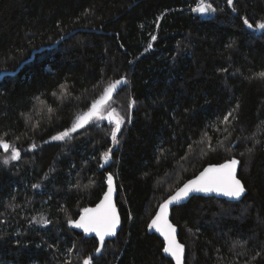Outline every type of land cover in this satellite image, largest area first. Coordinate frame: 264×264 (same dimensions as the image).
<instances>
[{
	"label": "trees",
	"instance_id": "16d2710c",
	"mask_svg": "<svg viewBox=\"0 0 264 264\" xmlns=\"http://www.w3.org/2000/svg\"><path fill=\"white\" fill-rule=\"evenodd\" d=\"M199 1L0 0V139L21 154L4 164L0 149V264H174L151 219L233 157L241 200L172 210L184 264H264V30L243 23L264 21V0H204L217 9L205 18ZM121 76L118 143L107 119L52 139ZM109 172L121 222L97 253L95 233L69 221L101 201Z\"/></svg>",
	"mask_w": 264,
	"mask_h": 264
},
{
	"label": "snow or ice",
	"instance_id": "6c2138e0",
	"mask_svg": "<svg viewBox=\"0 0 264 264\" xmlns=\"http://www.w3.org/2000/svg\"><path fill=\"white\" fill-rule=\"evenodd\" d=\"M227 3L229 5H234V0H227ZM192 10L201 14L215 13L217 11L212 4L205 3L204 0H200V3ZM233 10L235 9L233 8ZM243 23L249 29L255 27L258 30H264V21L257 22L254 26L253 23L249 22L245 17L243 18ZM152 39H155V37H152ZM260 75L264 77V73H261ZM122 82L123 81L117 80L110 83L99 99L92 102L91 108L86 113L77 117L76 122L72 125L70 130L64 131L57 136H53L52 139L64 140L66 137H70L71 132H75L78 128L84 127L85 124L93 119H107L115 125L110 135L112 141L118 143L117 133L120 132L125 117L119 115L114 108L109 110V102L112 100L113 92ZM132 104H135V101H132ZM105 112H107V116L104 115ZM229 117H232V112H229L224 117L223 122L227 123ZM0 147L5 151H9L11 148V146L2 139H0ZM33 147H35V145H33ZM208 147H211L210 143L208 144ZM20 158V151L11 148V156L4 159L3 163L8 164L10 160H19ZM108 158L109 152H105V161H107ZM239 163V160L232 158L223 164L210 165L205 168L199 176L188 181L182 188L176 191L175 195L169 197L160 205L159 212L149 224V228L157 230L164 236L166 246L163 248V251L174 257L176 264H182L184 245L177 241L176 228L168 220L169 206L174 202L178 203L193 191L205 193L218 192L228 197L240 198L245 192V187L241 180L237 178V165ZM108 183V191L104 194L103 200H101L95 208H84L83 215L80 216L79 220L69 221L70 224L76 228L82 229L86 234L95 233L99 239V247L96 248L97 253L102 250L106 237L116 235V230L121 222L120 215L113 203L114 188L112 186L111 175L108 176ZM35 187H39V185H36ZM44 222L47 223L46 220ZM84 264H92V258L89 257L84 261Z\"/></svg>",
	"mask_w": 264,
	"mask_h": 264
},
{
	"label": "water",
	"instance_id": "95a60500",
	"mask_svg": "<svg viewBox=\"0 0 264 264\" xmlns=\"http://www.w3.org/2000/svg\"><path fill=\"white\" fill-rule=\"evenodd\" d=\"M196 15H199V16H201V17H209V16H212L214 13H207V14H201V13H198V12H194ZM259 31H261V30H258V32ZM117 80H120V81H123L120 85H118L117 86V88L115 89V91L113 92V97H112V100L109 102V104L115 99V97H116V95L126 86V84L128 83V80H127V77L126 76H121V77H119V78H117L116 80H114L113 82H115V81H117ZM112 83V82H111ZM108 87V85L106 86V88ZM105 90V89H104ZM104 90H103V92H104ZM103 92L99 95V96H97L96 98H94L89 104H88V106H86V108L85 109H83L81 112H79L78 113V115H77V117L78 116H80V115H82V114H84V113H86L90 108H91V105H92V102L94 101V100H96V99H99V97L103 94ZM109 110H111V109H109ZM105 116H107V112H106V114H105ZM93 120H95V119H93ZM93 120H91V121H89L88 123H90V122H92ZM87 123V124H88ZM118 134V133H117ZM7 142V141H6ZM8 143V142H7ZM9 144V143H8ZM0 149H3L2 147H0ZM4 150V149H3ZM233 158H235V159H237V160H239L237 157H233ZM232 159V158H231ZM230 160V159H229ZM112 161V157H111V155H109V158L107 159V161H105V159H104V157H103V163H102V168H105L110 162ZM226 161H228V160H226ZM226 161H224V162H221V163H211V164H208V165H206L204 168H202L195 176H193L192 178H190V179H188V180H186L181 186H179L171 195H169L166 199H168L169 197H171V196H173V195H175V193H176V191L178 190V189H180V188H182L188 181H190V180H193V179H195L197 176H199V174L205 169V168H207V167H209L210 165H218V164H223V163H225ZM240 161V160H239ZM239 168H240V163L237 165V178L238 179H240L241 180V178L239 177ZM109 175H111L112 176V186H113V188H114V191H113V203L115 204V206H116V190H115V186H114V178H113V175L111 174V173H107V191H108V188H109V183H108V176ZM241 182L243 183V181L241 180ZM244 184V183H243ZM244 187H245V185H244ZM106 191V192H107ZM245 193H246V187H245V192H244V194L240 197V198H233V197H228V196H225V195H223L222 193H218V192H209V193H205V192H197V191H193V192H190L189 194H188V196L187 197H184L182 200H180L178 203L177 202H174L172 205H170L169 206V212H168V220H169V222L176 228V239H177V241L179 242V243H181V244H183L181 241H180V239H179V229H178V227H177V225L172 221V218H171V214H172V210L176 207V206H179V205H183V204H185L186 202H188L190 199H191V197H193V196H196V195H200V196H214V197H220V198H224V199H227V200H232V201H239V200H241L243 197H244V195H245ZM103 198H104V196H103ZM103 198L101 199V200H103ZM165 199V200H166ZM164 200V201H165ZM164 201L161 203V204H163L164 203ZM101 202V201H100ZM99 202V203H100ZM98 203V204H99ZM97 204V205H98ZM160 204V205H161ZM160 205H159V207H158V209H157V211H156V213L154 214V216H153V218L151 219V221L155 218V216H156V214L159 212V209H160ZM96 207V205L94 206V207H92V208H95ZM117 209V208H116ZM81 215H83V213L81 214ZM151 221H150V223H151ZM149 230L151 231V232H155L159 237H161V239L163 240V242H164V247L166 246V241H165V239H164V236L163 235H161V233L160 232H158L157 230H155V229H150L149 228ZM164 254L167 256V257H169V258H171L172 260H173V262H174V264H176V260H175V258L174 257H172L170 254H168V253H165L164 252ZM184 260H185V247H184V252H183V257H182V264H184Z\"/></svg>",
	"mask_w": 264,
	"mask_h": 264
},
{
	"label": "rangeland",
	"instance_id": "374dc122",
	"mask_svg": "<svg viewBox=\"0 0 264 264\" xmlns=\"http://www.w3.org/2000/svg\"><path fill=\"white\" fill-rule=\"evenodd\" d=\"M199 3H200V1L195 5V7H196ZM205 3H206V2H205ZM115 99H116V98H115ZM115 99H114V100H115ZM114 100L110 103L111 105H110V108H109V109L114 108V109L116 110V112H117L119 115L126 117L125 115H123V113H121V111H120L119 108H117V107H113V106H114ZM79 112H81V111H79ZM79 112H78V113H79ZM78 113L75 115V117H73L74 122H76V120H77V115H78ZM124 121H125V119H124ZM101 122H102V119H95V120H93L92 122H90V123H88V124H85L84 127H82V128H78L75 132H71V135H70V136H75V135H77V134L85 133V132L89 131L91 128H93L94 126L100 124ZM123 123H124V122H123ZM113 128H114V125H113ZM12 148H15V147H12ZM15 149H17V148H15ZM17 150H18V149H17ZM111 150H112V148H109V150H108L107 152H109V151H111ZM109 155H110V154H109ZM10 156H11V150H10V153L4 157V159H6V158H8V157H10ZM102 157H104V155H103ZM109 173H110V172H109ZM106 180H107V178H106ZM81 213H83V209H82V212H81ZM80 216H81V215H80ZM79 218H80V217H79ZM79 218H78V220H79ZM73 221H76V220H73ZM47 224H48V221H47L46 225H47ZM70 226L74 227L72 224H70ZM75 228H76V227H75Z\"/></svg>",
	"mask_w": 264,
	"mask_h": 264
},
{
	"label": "flooded vegetation",
	"instance_id": "af4514ba",
	"mask_svg": "<svg viewBox=\"0 0 264 264\" xmlns=\"http://www.w3.org/2000/svg\"><path fill=\"white\" fill-rule=\"evenodd\" d=\"M106 114V112L104 113V115Z\"/></svg>",
	"mask_w": 264,
	"mask_h": 264
}]
</instances>
